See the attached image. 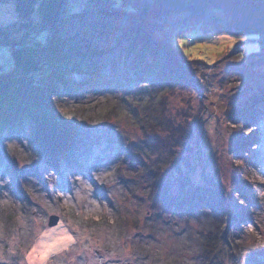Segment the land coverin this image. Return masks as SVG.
<instances>
[{
	"label": "rangeland",
	"instance_id": "obj_1",
	"mask_svg": "<svg viewBox=\"0 0 264 264\" xmlns=\"http://www.w3.org/2000/svg\"><path fill=\"white\" fill-rule=\"evenodd\" d=\"M16 21L12 2L0 3V27ZM131 26L130 16L122 13L117 0H63L54 25H38L33 31L18 34L22 39L43 44L57 39L71 60L66 64L70 74L67 78L81 81L84 75L80 71L85 66H95L104 75H111L109 78L115 77L111 84L117 90L104 91L96 85L85 84L78 87V95H67L58 86L53 93L46 92L48 104L55 101L48 111L75 116L79 122L103 121L99 129L95 128V135L102 136L105 144L96 146L94 154L100 156L98 166L85 175L69 174L64 169L57 175L47 168L44 158L37 159L47 186L44 182L38 186L27 184L31 203L20 202L15 211L22 227L20 231L10 233L9 226L0 220V264H18L19 259L21 264H206L199 254V239L209 216L203 210L195 215L160 211L149 188L153 170L160 171L174 195L179 193V180L185 175L197 185L220 189L224 207L230 205L227 198L232 191L234 174L242 173L253 184L252 201L259 204V210L243 221L241 233L249 235L246 240L250 244L264 249V159L251 160L254 167L244 165L243 161L248 156H264V129L249 124L243 127L242 135L252 136L238 153L244 158L240 160L231 154L232 126L226 121V111L232 104L252 95L257 99L256 93L260 91L264 94V81L258 87L256 84L258 78L264 77V62L258 57L264 54V50L258 53L262 38L251 36L242 41L227 35L187 33L171 41L180 50L178 58L162 55L160 60L163 65H172L175 75L185 78L189 87L151 81L147 76L144 81L128 84L122 77L133 75V54L125 53L117 42ZM184 39L200 46L197 55L204 56L203 60H189L185 56L179 46ZM239 46L244 57L227 60L230 52ZM249 54L253 55L249 57ZM232 61L240 70L242 65L254 63V70L248 74L251 80L244 73L231 77L229 63ZM11 65L10 51L0 45V72ZM102 82L108 84L106 80ZM201 84L207 90H201ZM155 112H163L165 121ZM256 113L264 114V108H257ZM24 121L27 133L34 134L31 119L25 117ZM145 121L163 126L169 122L174 129L164 132L157 127L153 132ZM22 137V134L5 135L0 141V159H3L0 186L8 187L6 195H0V212L11 209L8 193L16 195L20 186L14 170L34 164L32 154H21ZM109 144H115L120 151L113 152ZM92 161L95 163V157ZM64 180L74 188L69 185V189H53L54 183L62 185ZM78 207L85 209L78 211ZM51 215L59 217L54 227L47 224ZM88 224L93 228L86 229ZM232 230L234 233L235 228L226 218L223 234L229 231L231 235ZM65 235L72 237L67 246L55 247L41 260L43 246ZM237 242L240 241L234 239L233 243ZM14 243L18 245L16 252ZM258 254L245 264H264V252ZM225 260V264H237L234 259L230 263Z\"/></svg>",
	"mask_w": 264,
	"mask_h": 264
},
{
	"label": "trees",
	"instance_id": "obj_2",
	"mask_svg": "<svg viewBox=\"0 0 264 264\" xmlns=\"http://www.w3.org/2000/svg\"><path fill=\"white\" fill-rule=\"evenodd\" d=\"M9 1L14 6L18 22L0 27V45L6 47L12 56V65L9 69L0 72V141L5 135L17 137L22 134L23 137L19 144L23 150L21 154L24 156L32 154L35 164L32 163L31 167L30 165L28 167L18 166L14 170L20 186L16 195L13 196L10 191L8 193L12 199V203L9 205L11 209L0 212V220L9 226L8 229L11 233L13 230L20 231L22 229L18 221V213H15L17 205L20 202L27 205L31 203V195L26 192L27 184L37 183L38 186L44 182L47 186L46 180L42 179L38 169L37 159L44 158V164L54 174L60 175L61 170L64 169L69 174L85 175L98 166L100 156L95 155L94 150L97 145L100 147L105 144V140H102V136L95 135V128L102 125L103 121L97 123L93 119H85L79 122L75 116L70 117L48 111L55 101L48 104L49 98L46 92L53 93L54 90H57L55 86L60 89L64 88L67 95L79 94L80 83L67 78L70 77V74H68L66 64L71 60L63 49V45L55 38L43 44L18 36L22 31H33L38 25L41 27L55 23L63 0H0V3ZM117 1L122 13H128L130 16L132 25L124 31L126 35L124 34L123 38H119L117 42L118 45L123 46L125 53L133 54V75L130 78L122 77L123 81L128 84L144 81V76H147L151 81L189 87L185 78L175 75L176 70L172 65H163L160 60L162 55L171 59L178 58L180 50L175 49L176 47L171 41L180 39L187 33L190 35L200 32L211 37L227 35L242 41L255 36L262 38L258 42L260 50L258 53L261 54L264 50V0H137L135 4L133 2L136 0ZM227 57H230L227 60L242 59L244 54L239 46L235 47ZM258 57L263 63L264 54ZM249 63L242 65L243 68L240 70L233 64V61L230 62L231 77L244 73L247 74V79L251 80L252 76L250 75L255 64L249 65ZM72 65L73 68L76 67V64ZM60 67H63L64 70ZM110 67L112 70L115 69L114 65H110ZM80 73L84 75V85H96V88L99 87L104 91L117 90L111 84L115 77L109 78L110 76L104 75L95 66L81 70ZM248 74L250 75L248 76ZM102 80L108 81V84H104ZM261 80L263 82L264 77L257 79V87L258 84H261ZM200 87L201 90H207L206 86L202 84ZM257 94V99L252 95L245 101L232 104L226 111V121L232 126L230 151L234 157L240 160L244 158L238 153L252 136L250 135L248 138L243 136L241 133L243 127L249 124V126L264 129V114L256 113L257 108H264V94L262 91ZM62 96L64 94H59V97ZM59 97L58 99H60ZM162 113L155 112L154 114L164 120ZM25 117L30 118L33 122L34 134L27 133ZM145 123L148 129H154L153 132H156L157 127H160L164 132H171L174 129L171 128L169 122H167L169 126L150 124L148 121ZM109 146L113 152L116 149L118 152L120 151L115 144H109ZM115 156L118 157V154ZM93 157H95V163L92 161ZM257 157H260V160L264 159V156H248L243 160L244 165L254 167L251 160L253 161ZM2 162L3 159H0V167L3 166ZM13 166L15 167V165ZM157 169L160 170L158 167ZM150 180L151 195L156 199V205L160 211L195 215L197 211L203 210L209 216L208 223L203 226L201 234L199 233L201 237L199 239V254L207 261L206 264H210V262L225 264V259L229 263L234 259L237 264H245L246 261H250L251 257L264 252L263 248H257L254 243L250 244V240H246L249 239L247 233H241L240 226L243 221L249 218L250 214L256 215L259 210V204L252 201L253 184L248 182L242 173L236 171L234 174L231 182L232 191L227 198L230 205H225L226 207H224V198L220 189L212 190L197 185L188 175L180 177L181 187L177 195H174L169 189L168 183L162 179L160 171H151ZM53 183L54 181H52ZM69 185L72 189L74 188L72 183L64 180L62 185L54 183L53 189L65 190L69 189ZM6 188L8 187L0 186V195H6L8 190ZM79 209L83 210L85 207H78V211ZM226 218L238 234L233 233V230L232 237L229 231L227 234H223ZM95 224L101 227L97 222ZM85 228L91 229L93 225L88 224ZM6 231L8 230L6 229ZM234 239L240 242L234 244ZM245 241L249 244H246ZM17 246L14 243V250ZM16 251L18 249L14 252ZM18 264H21V259L18 260Z\"/></svg>",
	"mask_w": 264,
	"mask_h": 264
},
{
	"label": "snow or ice",
	"instance_id": "obj_3",
	"mask_svg": "<svg viewBox=\"0 0 264 264\" xmlns=\"http://www.w3.org/2000/svg\"><path fill=\"white\" fill-rule=\"evenodd\" d=\"M179 46L184 49V54L187 56L189 60L193 59H200L203 60L204 56L197 55V49L200 47L199 45H196L194 43H190L189 40L184 39L180 41ZM71 236H63L57 239L55 243L52 244H45L43 246V249L41 251V260H45L48 255L54 250L57 246H67V241H71Z\"/></svg>",
	"mask_w": 264,
	"mask_h": 264
},
{
	"label": "water",
	"instance_id": "obj_4",
	"mask_svg": "<svg viewBox=\"0 0 264 264\" xmlns=\"http://www.w3.org/2000/svg\"><path fill=\"white\" fill-rule=\"evenodd\" d=\"M57 21V20H56ZM55 21V23H56ZM55 23H53L52 25H54ZM59 221V217L57 215H51L48 219V227H54L58 224Z\"/></svg>",
	"mask_w": 264,
	"mask_h": 264
},
{
	"label": "bare ground",
	"instance_id": "obj_5",
	"mask_svg": "<svg viewBox=\"0 0 264 264\" xmlns=\"http://www.w3.org/2000/svg\"><path fill=\"white\" fill-rule=\"evenodd\" d=\"M87 67H88V66H85V69H84V70H86V69H87ZM99 70H100V69H99Z\"/></svg>",
	"mask_w": 264,
	"mask_h": 264
}]
</instances>
